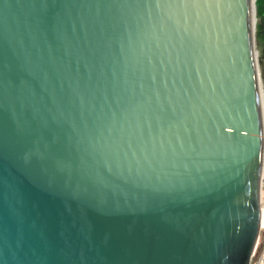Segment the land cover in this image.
I'll use <instances>...</instances> for the list:
<instances>
[{
  "label": "water",
  "instance_id": "water-1",
  "mask_svg": "<svg viewBox=\"0 0 264 264\" xmlns=\"http://www.w3.org/2000/svg\"><path fill=\"white\" fill-rule=\"evenodd\" d=\"M257 0H0V264H249Z\"/></svg>",
  "mask_w": 264,
  "mask_h": 264
},
{
  "label": "built area",
  "instance_id": "built-area-1",
  "mask_svg": "<svg viewBox=\"0 0 264 264\" xmlns=\"http://www.w3.org/2000/svg\"><path fill=\"white\" fill-rule=\"evenodd\" d=\"M259 238L249 264H264V174L261 189V206L259 220ZM263 238V239H261Z\"/></svg>",
  "mask_w": 264,
  "mask_h": 264
},
{
  "label": "rangeland",
  "instance_id": "rangeland-1",
  "mask_svg": "<svg viewBox=\"0 0 264 264\" xmlns=\"http://www.w3.org/2000/svg\"><path fill=\"white\" fill-rule=\"evenodd\" d=\"M261 22L262 24V33L264 34V20L260 19V15L258 13V25ZM264 37V36H263ZM258 58H259V74H260V83L261 89L264 93V41L258 39ZM263 239V238H261Z\"/></svg>",
  "mask_w": 264,
  "mask_h": 264
},
{
  "label": "crops",
  "instance_id": "crops-1",
  "mask_svg": "<svg viewBox=\"0 0 264 264\" xmlns=\"http://www.w3.org/2000/svg\"><path fill=\"white\" fill-rule=\"evenodd\" d=\"M258 4V13L260 15V18H264V0H257Z\"/></svg>",
  "mask_w": 264,
  "mask_h": 264
},
{
  "label": "trees",
  "instance_id": "trees-1",
  "mask_svg": "<svg viewBox=\"0 0 264 264\" xmlns=\"http://www.w3.org/2000/svg\"><path fill=\"white\" fill-rule=\"evenodd\" d=\"M261 20H264V18H260ZM262 21H260L258 27H257V37L259 40H262L264 41V34L262 33V24H261Z\"/></svg>",
  "mask_w": 264,
  "mask_h": 264
},
{
  "label": "bare ground",
  "instance_id": "bare-ground-1",
  "mask_svg": "<svg viewBox=\"0 0 264 264\" xmlns=\"http://www.w3.org/2000/svg\"><path fill=\"white\" fill-rule=\"evenodd\" d=\"M262 93H263V91H262ZM264 94V93H263Z\"/></svg>",
  "mask_w": 264,
  "mask_h": 264
}]
</instances>
